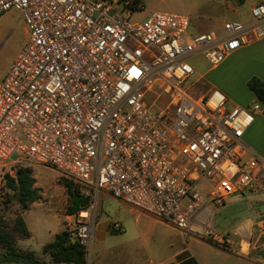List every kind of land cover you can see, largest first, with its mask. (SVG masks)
I'll return each instance as SVG.
<instances>
[{"label":"built area","instance_id":"obj_1","mask_svg":"<svg viewBox=\"0 0 264 264\" xmlns=\"http://www.w3.org/2000/svg\"><path fill=\"white\" fill-rule=\"evenodd\" d=\"M137 1L0 0V16L19 12L27 31L0 79V167L26 162L74 182L90 203L66 229L86 252L100 192L219 239L192 226L207 201L264 191V167L243 141L264 104L228 112L217 90L194 98L182 88L194 74L187 60L216 67L264 39V5L251 9L249 24L191 35L189 18L176 13L131 22L143 10Z\"/></svg>","mask_w":264,"mask_h":264},{"label":"crops","instance_id":"obj_2","mask_svg":"<svg viewBox=\"0 0 264 264\" xmlns=\"http://www.w3.org/2000/svg\"><path fill=\"white\" fill-rule=\"evenodd\" d=\"M256 4L264 5V0H245L241 6L236 5L233 0H215L216 14L214 16H187L190 21L189 33L191 35L203 33L218 35L222 32L224 23L249 24L252 20L251 9ZM5 14H2L0 18ZM222 65L223 74H232L241 86L246 87L247 82L253 78L264 83V39L251 42L226 57L216 67ZM6 71L7 69L5 73ZM247 96L241 106L233 109L239 107L247 109L257 101L250 91ZM243 141L249 149L248 156L254 157L259 165L264 167L263 116L254 115V121L245 131ZM3 187L2 171H0L2 191ZM109 197L112 198L110 194L100 192L96 198L95 223L86 264H264V209L257 206L258 203H264V191L236 194L219 205L207 201L193 220L192 226L200 231H209L222 241L214 237H202L193 231H178L163 221L119 200L118 204L130 217V222L110 224L108 221H99L97 217L98 200L101 207L102 201ZM243 201L248 205L240 210V215L227 223L224 232L216 230L217 211L224 210L227 202ZM70 218L71 216L65 217L64 227L71 226ZM114 225L119 228L114 229ZM112 228L118 233L111 234L110 229ZM128 229L130 234L126 235ZM156 230L158 235L155 234ZM38 258L49 263L47 255Z\"/></svg>","mask_w":264,"mask_h":264},{"label":"rangeland","instance_id":"obj_3","mask_svg":"<svg viewBox=\"0 0 264 264\" xmlns=\"http://www.w3.org/2000/svg\"><path fill=\"white\" fill-rule=\"evenodd\" d=\"M214 1L138 0L137 4L142 5L143 10L133 11L130 21H141L156 12L176 13L184 16L207 15L211 17L216 14ZM114 6L122 15L128 14L123 1H119ZM26 39L25 25L19 12L10 11L0 18V79L4 76L9 63L22 49ZM187 64L194 69V74L182 88L192 97L197 98L206 94L209 90L215 89L225 97L228 112L234 107L241 106L242 101L247 99L248 89L241 86L232 74H223V65L214 68L201 56L187 60ZM14 160L13 157L11 161ZM23 165L31 170V176L34 179L33 188L37 193V199L28 204V209L20 214L31 233V237L18 241L16 245L19 250L30 251L41 258L43 257V246L52 241L53 236L66 229L63 226L65 217L71 215L67 214L69 197L65 185H70L69 181L71 180L49 167L26 162ZM17 169V167L9 164L1 167L0 171H2V176L8 174L13 177ZM3 192L4 198L0 201V217L4 218L5 221H11L19 214V206L13 199L12 192L5 188H3ZM187 201L185 199L183 204H186ZM118 203V200L109 197L102 201L100 207L98 200V220L108 221L110 224L130 222V217L120 208ZM247 205L248 203L244 201L227 202L224 210L217 211L215 229L224 232L227 223L239 216L240 210L247 207ZM253 205L255 206V203ZM257 206L264 209V203H258ZM127 234H130L129 229ZM155 234L158 235L157 230Z\"/></svg>","mask_w":264,"mask_h":264},{"label":"trees","instance_id":"obj_4","mask_svg":"<svg viewBox=\"0 0 264 264\" xmlns=\"http://www.w3.org/2000/svg\"><path fill=\"white\" fill-rule=\"evenodd\" d=\"M238 6L244 4L245 0H233ZM247 89L256 97L257 101L264 104V83L258 79H251L246 84ZM3 185L6 190L12 192L13 199L19 206V214L11 221H5L0 217V264H86L87 252L84 247L77 242H71L68 230L65 229L56 234L53 241L44 245L42 254L49 257V263L39 259L30 251L19 250L16 246L20 240L30 238V233L20 215L28 209V204L37 199V193L33 188L34 179L31 170L20 167L16 170L13 177L5 174L2 176ZM66 184V192L69 197L67 214L73 215L77 211L86 209L90 199L81 195L78 186L69 181ZM111 234L118 231L110 229Z\"/></svg>","mask_w":264,"mask_h":264}]
</instances>
